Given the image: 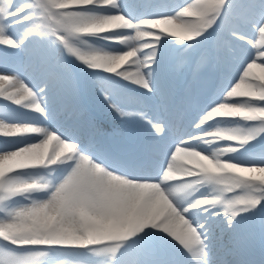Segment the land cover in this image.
<instances>
[{
    "label": "snow or ice",
    "instance_id": "6c2138e0",
    "mask_svg": "<svg viewBox=\"0 0 264 264\" xmlns=\"http://www.w3.org/2000/svg\"><path fill=\"white\" fill-rule=\"evenodd\" d=\"M261 4L264 7V0ZM226 5L227 0H196L175 15L133 22L119 10V0H0V45L20 49L23 58L31 64V50L25 48L23 41L9 36L8 31L16 25H25V39L33 34L54 36L69 54L89 68L122 77L149 92H158L166 108L169 96L158 86L153 87L151 71L147 77L145 73V69H151L156 63L160 39L165 33L181 41L198 39L225 15ZM94 9L115 11L103 14ZM193 15L198 19L189 22L187 18ZM162 27V31H156ZM125 29L135 30V35H123L121 30ZM256 31L259 39L254 37L247 42L264 63V22L256 26ZM231 35L246 39L235 31ZM84 36H100L120 44L145 42L124 52H84L74 43ZM144 49L153 51L141 59L139 54ZM225 50L234 52L231 42L222 39L217 44V55ZM209 59V56L202 57L196 70L205 67ZM256 66L255 62L247 63L238 81L227 91L225 101L211 108L195 125L199 134L175 146L159 182L129 178L109 170L83 154L76 142L40 125L14 124L0 119V137H42L0 152V213H3L0 264H46L51 252L62 249L69 250L66 254L73 257L64 264H120L118 256L130 241L139 251L129 264H158L149 258V249L158 232L178 242L193 258V264H215L212 241L203 231H198L203 225L194 226L186 214L201 207L208 211L218 204L224 205L223 213L212 215L226 217L225 232L230 233L223 247L231 259H224L222 264H253L246 256L253 236L249 233L240 237L234 222L242 213L264 202V151L254 157V163L236 162L229 154L247 148L264 134V77L259 83H245ZM40 91L44 92V88ZM0 97L46 114L41 97L14 74L0 73ZM109 107L122 117L145 116L140 112H125L110 101ZM214 118H240L255 122V126L247 130L213 129L208 122ZM149 123L157 136L166 132V124ZM217 141L230 143L211 155L198 150L194 143L211 145ZM54 165H67L70 171L62 178L54 170L35 179L15 175L21 170L49 169ZM184 177L191 178L184 187L211 184L217 186L218 195L199 198L187 207L178 205L172 197L180 189H167L162 184ZM238 190H243V194L225 196ZM19 196L25 197L28 203L8 207L7 202Z\"/></svg>",
    "mask_w": 264,
    "mask_h": 264
},
{
    "label": "rangeland",
    "instance_id": "374dc122",
    "mask_svg": "<svg viewBox=\"0 0 264 264\" xmlns=\"http://www.w3.org/2000/svg\"><path fill=\"white\" fill-rule=\"evenodd\" d=\"M164 1L167 4L164 8L162 7L158 11H153L154 10L153 7L158 6L159 3L158 0H119V5H120L119 10L124 15L129 17L133 22H139L141 19L144 18H159L162 16H172L175 15L181 8L196 3V0H178V1L169 0V2L168 0H164ZM252 4L253 5L255 4L254 0H227V5L225 7V15L222 16L219 20H217L216 22L217 27L213 26L198 39L193 41H181L178 39V37H171L168 36L167 33H165L166 35H164L159 41L157 59H156V63L154 64L158 66V70L161 71L160 73H162L163 71L162 67L166 70L167 74L177 70L178 66L174 63V59L172 58L176 56V58L180 60L181 65L182 64L187 65L182 70V74L185 70L186 75L189 78H192V80L194 79V84L196 85L195 88L204 87L203 91L197 92L195 90V93L197 97L200 98L201 102H204L205 97L208 95L207 88H209L210 92L215 91L218 92V94H220L219 99L221 100L218 103H216L217 99L215 97L211 98L210 101H207L206 108H209L208 111H210L211 108L215 107L219 103L225 101L227 91L234 85L235 82L238 81L247 63L255 62L257 66L251 70L250 76L246 78L245 81L246 84L249 81H256L257 83H259L260 78L264 77V63H262L258 53L255 54V50L252 49L247 42L249 39H253L254 37H257V39H259L258 32L256 31V26H258L259 23L264 22V7H262L263 11L258 13L257 11L252 10L251 7ZM245 10L249 11L248 13L250 14L248 20H246V14L244 13ZM94 11L101 12L103 14H113L115 10L94 9ZM192 11L195 12L196 10L193 9ZM187 19L189 20V22H193L197 20L198 17L196 15H193L191 17H188ZM163 27H170V26H163ZM163 27L161 29H156V31H162ZM223 27L226 28L227 31H229L227 37L226 35H223L222 32H220V29ZM25 30H26L25 25H16L12 29H10L7 34L14 39L23 41L25 48L31 50V52L33 53V62L29 64L31 68L29 71L30 73L28 74V78H31V82L33 81L34 84H29L28 86L37 92H39L41 88H44V92H45L44 96L49 95V93H52V91L55 92V94L57 95L56 98H58L56 100L60 103L54 102V104H50L51 102L49 103L47 102L48 104L46 103V110L50 107H53L55 109V112H57V114H55L52 117L51 115L49 116L47 113L42 115L22 105L16 106V104L0 97V119L12 123L14 122L15 124H17L18 122V124L24 123V124L40 125L42 127L50 129L51 131L57 132L66 139L76 142L79 146L81 144L84 145L85 133L87 132L86 130H84V128H82L84 127V123H85L84 120L91 121L92 119L94 120L97 119L94 114L90 113L91 111L85 110V108H83L84 106H82L78 101L77 93L81 89L84 91L86 98L90 101L89 103L92 104L93 108H95V110L97 111L96 113H99L101 116L103 115L104 118H106V120L108 121L109 120L117 121L115 120L116 117H114L113 115L111 116L110 114L111 111L109 110L110 107L107 104L108 103L107 101H110L112 98L113 100L116 99L117 95L121 93L122 89L116 91L115 89L110 87L108 81H111L116 86L125 83V85L131 87L132 84L136 85L135 83L125 80L122 77L115 76L114 74L107 73L103 70L89 68L87 65L82 63L76 56L69 54L66 48L64 47V45L60 43L54 36L33 34L30 35L27 39H25L24 36ZM233 31L245 36L246 39L240 40L233 37L231 35V32ZM121 33L123 35H135V30L125 29V30H121ZM211 38L212 41L215 43L214 49L212 51L208 49L209 41ZM222 39H227L231 42V46L234 49V52H228L227 50H225L223 54L217 55V44L218 41ZM144 42L145 41H135L130 44H120L115 42L114 40L102 39L100 38V36H84L81 39L74 41L75 45L84 52L106 51L113 53L130 50V47L139 46ZM257 47H259V45H257ZM152 51H153L152 49H144L139 54L140 58L143 59L145 56L150 55ZM204 56L210 57L209 62L200 71H197L196 70L197 63ZM25 61L26 59L23 58V54L20 49L7 48L4 45H0V73L10 74V75L14 74L16 76H18L19 74H21V76L25 75V73L26 74L28 73V68L25 71L23 69V67L25 66L24 65ZM154 64H152L151 66H153ZM48 68H50V70L46 71ZM154 68L156 67H153L152 69ZM131 70L134 71L135 68L133 67ZM148 71H151L150 81L153 84V87L155 88L158 86L160 88V82L162 83L160 78L162 76L157 74L154 75L155 73L154 71L152 72V70L150 69H145L146 77ZM216 75H219L220 78L216 79ZM40 76L43 77L44 81L40 80L41 78ZM200 79L202 80V83H197V81ZM47 82L50 83L49 86L51 89H49V91H47L49 86L43 87L42 85L43 83H47ZM51 84L52 85L54 84V86H51ZM136 87L143 88L142 86L139 85H136ZM147 92L149 91L147 90ZM149 94L151 97L157 98L155 100L157 104L161 103V98L158 92H149ZM106 96L108 97L107 101L105 99ZM43 100L45 99L43 98ZM52 100L55 101L54 98L51 99L50 101ZM122 110L127 112V109H122ZM78 112L79 115L77 117H74L73 114ZM157 114L158 113L153 115L152 122L162 123L163 118L158 117ZM135 117L130 116V119H128L127 116V121L122 120V122H119L120 125H118L119 126L118 128L120 129V131L122 132L123 130H126L128 126L131 127L130 122H132V124L133 123L135 124L137 120L136 119L137 117L136 118ZM140 118L141 119L144 118L143 120L144 124H149L146 114L145 117L140 116ZM200 119L195 118L191 123L192 126L191 129L196 133L198 132V130L195 128V125L199 123ZM98 122L99 120L95 121L94 123L98 124ZM216 122H217L216 124H212L211 126L210 125L208 126L213 129L222 128V129H244V130H247L255 126V122L244 121L240 118H217ZM101 127H104V124H102ZM105 128L106 127H104L103 131H101L102 133L105 132L106 130ZM114 132L118 133L119 131H114ZM119 134L120 133H118V135ZM40 138L42 137L39 136H25V137H17V138L0 137V152L13 150L17 147H22L24 144L35 142L37 139ZM148 138L149 137L145 135L143 136V138L142 137L139 138L140 139L139 141H137L138 138H135V141H137L136 144L140 143L139 145H142L144 141L147 140ZM180 141H181L180 137L176 138L175 145L173 147L175 148V146ZM229 143L230 142L220 141V144L218 145L219 147L217 146L216 150L218 148L227 146ZM260 144H263L262 147L264 148V134H262L261 137H259L256 141H252L251 145L248 146L247 148H240L238 152L231 153L229 155L232 156L236 160V162L254 163L255 162L254 157H257L262 152L259 149ZM173 147H170L172 149L171 151L174 150ZM197 148L198 150L209 155H211L213 152L216 151L215 148L212 150L211 149L209 150L207 148V151H205L203 150L204 146L200 144L197 145ZM88 149L94 151V153L92 154L93 159L96 158L98 160L95 161H97L98 163L102 162L101 164L103 166L109 167L108 164L96 154V153L98 154L100 153L99 151L100 149L98 148V145H93L91 148ZM144 151L145 150H143L142 152L145 153ZM127 157H133V153L132 152L128 153ZM168 157H170V153L168 154ZM225 159H227V157H225ZM115 160H118L117 157ZM137 161L140 164L138 163L136 164ZM146 161H147L146 158L145 161H143L139 159L138 156H134L132 158V161L129 162L128 167L125 168L123 167L122 165L123 161L120 162V165L124 168L125 171L127 170L133 171L132 172L133 174L132 173L130 174L128 172L126 173V176L130 178L153 180L152 179L153 177L151 176L149 170H146V168H150L146 164ZM166 162L167 160L161 162V165ZM166 165L162 166L161 168L162 171H159V173L155 178H159L163 174V170L166 168ZM67 168L68 170L70 169L68 166ZM109 170L112 169L109 168ZM15 175L21 176L25 179H35L41 176H47L48 174L47 171H45V168H36V169L21 170L15 173ZM184 178L187 179V177ZM179 180L181 179L179 178ZM179 180L177 179L173 181L174 183H176L175 184L176 186L181 188L178 194L172 198L173 201L178 205L187 207L191 204V202H189V199H191L192 191L188 192L189 189L184 190L185 189L184 187L182 189ZM202 187L204 189L200 188L198 189V192L194 194L197 199L202 197L214 198L218 195V193L216 192L217 186L205 184ZM241 194H243V190H241L240 193L237 195H241ZM232 196L233 195L229 197ZM26 203H28V201L25 199V197L19 196L14 198V201L7 202V205L8 207L11 208V207H19ZM221 209H222L221 207H217V206L215 208H210L208 211H204L203 207L199 209H191L190 214H187L186 218L191 219V221L194 220L193 221L194 226L197 225V223L203 225V228L202 229L198 228V231H202L204 229L206 230L207 227L208 229L209 228L217 229L223 223L226 226V217H224L223 215L221 216L212 215V213L214 212L223 213ZM247 213L248 216H252L249 219L254 218V220H256L258 224H262V223L264 224V202H262L261 205H259L257 208L252 209ZM2 215L3 213H0V216ZM241 215L245 216V213ZM215 229L212 230L211 234L209 235L210 236L209 240L212 241L211 247L213 249L212 251L213 260L215 259L213 254L214 250L219 249L218 246L221 244L222 240H224V235L226 236L228 234L227 232H225V229L222 230L223 232H217ZM129 243L131 244L129 246H125V249H122L121 254L119 255H123V254L125 255L128 252L130 254L133 253L135 258L138 254L139 248L132 241H130ZM157 243L158 242L154 241L153 245L150 247L149 258L152 260L153 258L156 257L155 253H160V250H162V249L160 250L156 249V247L159 248L161 246V245L158 246ZM172 243L174 246L179 245L178 242L176 244L175 240L172 241ZM170 246L167 248L170 249L171 248ZM61 251H65V250L62 249ZM61 258L63 259L65 257L63 256ZM191 259L193 258L191 257ZM191 259H189V262L192 261ZM229 259H231V257H229ZM189 262L187 261L185 263L190 264ZM46 264H55V262L51 258H47ZM165 264H172V263L167 262Z\"/></svg>",
    "mask_w": 264,
    "mask_h": 264
},
{
    "label": "bare ground",
    "instance_id": "6f19581e",
    "mask_svg": "<svg viewBox=\"0 0 264 264\" xmlns=\"http://www.w3.org/2000/svg\"><path fill=\"white\" fill-rule=\"evenodd\" d=\"M25 66L23 67V69H24V71L28 68V73L26 74L25 73V75H22L21 76V74H19L18 75V77L21 79V80H23V82H25L27 85H29V84H34V82L32 81L31 82V78H28V74L30 73L29 71H30V68H31V66L29 65V64H27V61H25V64H24ZM48 70H50V68H48L46 71H48ZM19 72V71H18ZM17 72V73H18ZM41 77V76H40ZM39 77V78H40ZM40 80H43V77H41L40 78ZM44 81V80H43ZM49 84L50 83H43L42 85H43V87H47V86H49ZM46 85V86H45ZM32 86V85H31ZM51 86H54V84L52 85L51 84ZM49 89H51L50 88V86L48 87V89H47V91H49ZM35 92H37V91H35ZM57 92V91H56ZM37 94L41 97V99H42V102L44 103V105H45V107H46V103L48 102H51L50 104H54V102H57V103H60V102H58L56 99H58V98H56V94H55V92H53L52 91V93H49V95H47V96H44V94H45V92H41V91H39V92H37ZM51 94H53V95H51ZM55 94V95H54ZM51 95V96H50ZM109 96V95H108ZM49 97V98H48ZM43 98L45 99V100H43ZM55 99V101L54 100H52V101H50L51 99ZM116 99H114L113 100V98L110 100V102L111 103H113V104H115V105H117L121 110L122 109H127V112H129V113H136V112H140V113H144V114H146L147 116V118H148V122L149 121H152L153 119L152 118H150L149 116H148V113H147V111L145 110V109H143V110H140L139 108H137L136 106H134V105H131V106H128V107H126V106H124V105H119V104H117L116 103V101H115ZM45 101V102H44ZM107 101V100H106ZM103 102V101H102ZM108 102V103H107ZM106 103L109 105V101H107ZM47 103V104H48ZM63 103V102H62ZM16 106H19V105H16ZM60 106V105H59ZM107 107V106H106ZM20 108V107H19ZM108 108V107H107ZM29 110V109H28ZM110 111H111V116L113 115L114 117H116V120L118 121V122H122V120H125V121H127V116H120L116 111H114L111 107H110V109H109ZM27 111V110H26ZM25 111V112H26ZM61 111V110H60ZM46 113L50 116L51 115V117L52 116H54L55 114H57V112H55V109L53 108V107H50V108H48L47 110H46ZM37 116V115H36ZM39 116V115H38ZM130 116H132V117H135L137 120H136V123L134 124H132V122H130V125H131V127L130 126H128L127 128H126V130H123L122 132L119 130V132L118 133H120L119 135H118V133L116 132H113V136L111 135V136H109L110 134H108L107 133V131H105V132H103V133H95V143H94V145H98V148L100 149L99 151H100V155H102V154H104L105 153V155H106V157L108 158V159H110V161H111V164H109V165H113V159H114V157L115 156H117V157H119V158H125V156L127 155V152L124 154V151H126V149L128 148H131V149H133L134 150V153H136V155L137 156H139V157H142V152L140 153L139 152V149H137L136 148V146L134 145V141H135V138H143V136L145 135V136H148L149 138H151L152 140H153V142H154V144H156L157 146H159V148L161 149L160 151H162V150H164L165 148L167 149V147L170 145V142H171V139L173 138L172 136H171V134L166 130V132L163 134V135H160V136H157V134L154 132V130L152 129V127H151V124L149 123V124H144V118H140V116L139 115H128V119H130ZM141 119H139V118ZM145 117V116H144ZM192 117V116H191ZM3 120V119H2ZM17 120V119H16ZM12 121V120H11ZM8 122V121H7ZM23 122V121H22ZM26 122V121H25ZM8 123H12V122H8ZM14 123V122H13ZM27 123V122H26ZM15 124V123H14ZM17 124H18V122H17ZM20 124H24V123H20ZM140 140V139H139ZM144 141V140H143ZM220 142V141H219ZM124 143H126V145H127V147L125 148V145L123 146V144ZM200 143V142H199ZM216 143L217 142H214V143H212L210 146H212V147H215V146H217L216 145ZM17 144V143H16ZM140 144V143H139ZM200 144H206V143H204V142H201ZM83 145V144H82ZM118 145H119V147H118ZM17 146V145H16ZM116 147V148H115ZM219 147V146H218ZM80 148V150L83 152V154H86V155H91L90 157L93 159V151L91 152V151H89V152H87L85 149H82L83 147H79ZM174 148V147H173ZM215 150H216V148H215ZM151 155L153 156L154 155V153H151ZM95 158V157H94ZM155 159V158H154ZM94 161L95 160H97L96 158L95 159H93ZM98 161V160H97ZM97 161H95V162H97ZM100 162V161H99ZM152 162H154V161H152ZM98 163V162H97ZM100 163H102V162H100ZM137 163V162H136ZM115 165H117V166H119V167H121V165L119 164V161H117V162H115V164H114V166ZM143 166V165H142ZM66 167H67V165H54V166H52L51 168H49V169H45V171H47V174H49V172H51V171H55V174H56V176L57 177H63V176H65L66 174H67V172L68 171H70V169L68 170V168L66 169ZM108 168H110V167H108ZM43 170V169H42ZM146 170H149V172L151 173V176L153 177L152 179L153 180H151L150 179V181H153V182H159V181H161V179H162V177L160 176L159 178H155L156 177V175H155V173H154V171H155V169L153 168V169H150V168H146ZM138 171V170H137ZM145 172V171H144ZM45 173V172H44ZM118 173V172H117ZM133 174V173H132ZM141 174V173H140ZM147 177V176H146ZM130 178V177H129ZM148 180V179H147ZM179 180V179H178ZM180 181V180H179ZM176 184V183H175ZM178 184V183H177ZM162 187H164L163 186V184H162ZM181 188V187H180ZM167 189H178V186L176 187V186H167ZM183 189V188H182ZM182 192V191H181ZM188 192H189V190H188ZM192 194V193H191ZM36 195H39V196H43L44 194H36ZM175 199V198H174ZM190 200V199H189ZM190 202V201H189ZM187 217V216H186ZM189 219V218H188ZM190 221H191V219H189ZM192 223H193V221H191ZM244 228H246L245 226H243L241 229H240V231L242 230H244ZM161 237H164L163 239H161ZM154 241L155 242H158L157 244L160 246V248L161 249H163L164 251L166 250V248L167 247H169L170 245H172V246H170L172 249H174L175 251H177V252H175L176 254H177V256H175V258H177V259H181V258H183V257H186V255L187 256H189V257H191L190 256V254L188 253V252H186V250H184L183 248H182V246H180V245H178V246H174L173 245V243H172V241H174L173 240V238H171V237H167L166 236V234H163L162 232H158L157 233V235L154 237ZM131 243H129L128 242V244L126 245V246H129ZM175 244V243H174ZM176 244H177V242H176ZM156 249H158V247H156ZM169 249V248H168ZM225 250V249H224ZM69 250H65V251H61V250H58V251H53V252H51L50 254H49V257L48 258H51L52 260H54V262H55V264H64V262L66 261V260H69V259H73V257H71V256H69V255H67L66 253L68 252ZM221 252L222 251H220V252H218L217 253V257H222V256H224V255H220L221 254ZM65 257V258H61V257ZM159 256H164L165 258H167L169 255L168 254H165V252L164 253H160V255ZM118 258H120V264H129V262L132 260V259H134V254L133 253H128L127 252V254H123V255H119L118 256ZM78 259H81V260H85V259H87V258H85V257H78ZM192 261V264H193V259H191ZM217 260V259H216ZM216 260H214V262H216ZM219 260H221V259H219ZM222 261V260H221Z\"/></svg>",
    "mask_w": 264,
    "mask_h": 264
},
{
    "label": "trees",
    "instance_id": "16d2710c",
    "mask_svg": "<svg viewBox=\"0 0 264 264\" xmlns=\"http://www.w3.org/2000/svg\"><path fill=\"white\" fill-rule=\"evenodd\" d=\"M223 31V30H222Z\"/></svg>",
    "mask_w": 264,
    "mask_h": 264
}]
</instances>
